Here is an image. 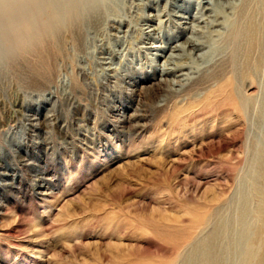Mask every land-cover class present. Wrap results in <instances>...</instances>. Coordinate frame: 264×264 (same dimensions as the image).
I'll return each mask as SVG.
<instances>
[{
  "label": "rangeland",
  "instance_id": "374dc122",
  "mask_svg": "<svg viewBox=\"0 0 264 264\" xmlns=\"http://www.w3.org/2000/svg\"><path fill=\"white\" fill-rule=\"evenodd\" d=\"M241 2L212 29L235 73L164 112L209 0H75L2 64L0 264H264V0Z\"/></svg>",
  "mask_w": 264,
  "mask_h": 264
},
{
  "label": "bare ground",
  "instance_id": "6f19581e",
  "mask_svg": "<svg viewBox=\"0 0 264 264\" xmlns=\"http://www.w3.org/2000/svg\"><path fill=\"white\" fill-rule=\"evenodd\" d=\"M107 1H109L108 4L110 5V1L112 0ZM240 1L209 0L210 6L206 9L211 14L207 18L201 15L203 12H201L202 9H199L198 15H201L203 19L201 16L199 18L197 17L198 19L196 17L193 19H195L194 21H201L200 23L205 24L204 27L200 28L198 25L193 26L194 38H189L186 44L175 47L182 54L171 55L164 61V65L161 66V79L159 83L165 84L167 91L163 100H161L163 105L160 111L164 112L166 107L173 103V101L181 97H189L192 92L197 90H208L212 92L211 94H215L212 88H210L211 86L209 87L210 83L215 81L217 84L219 80L221 81L223 77H226L224 75L235 73L232 71L233 63L230 65V62L226 63L224 61L223 63L222 61H218V57L226 54L228 51L226 48L217 45L215 41V37L217 36H214V33L218 32H212V29L220 27L226 30L224 21L222 23L220 22V20H223V16L219 13V9H232L234 6H240V4H243L241 2L238 5ZM78 8L79 6L75 5V0H0V68L2 64L5 65L11 61L12 54L16 51L30 49L31 45L38 44L41 40L58 37L57 35L62 29H71L76 21L79 20V17H81L78 16ZM95 10H99V8L96 6ZM90 11L94 12V10ZM75 14L77 15L75 16ZM227 30H229V27ZM256 40L260 43L264 39L256 38ZM187 46L188 49H186ZM204 49L207 51L201 54V56H197V53ZM194 56H197V60H195ZM200 60L202 61L201 66L209 65L207 71L201 69L199 65L196 66ZM185 70L187 73H184ZM170 75H174L177 79L185 78V84L182 85V82L175 80L169 81L166 77ZM234 78V76H228L223 92L228 96L227 100L233 101L238 105L237 94L239 93L236 89V81ZM172 86H179L181 90H173ZM194 103H198L196 98ZM237 109L243 113L246 107L240 104Z\"/></svg>",
  "mask_w": 264,
  "mask_h": 264
}]
</instances>
